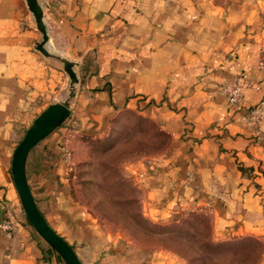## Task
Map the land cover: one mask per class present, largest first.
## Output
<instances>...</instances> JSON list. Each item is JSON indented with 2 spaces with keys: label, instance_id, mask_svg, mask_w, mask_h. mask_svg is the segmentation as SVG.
Returning <instances> with one entry per match:
<instances>
[{
  "label": "crops",
  "instance_id": "1",
  "mask_svg": "<svg viewBox=\"0 0 264 264\" xmlns=\"http://www.w3.org/2000/svg\"><path fill=\"white\" fill-rule=\"evenodd\" d=\"M49 55L25 0H0V264H65L24 219L11 174L15 145L32 120L68 92L58 57L75 63L68 116L28 152L31 193L83 264L118 256L111 237L73 194L75 151L127 111L167 135L140 162L139 196L158 220L205 211L212 233L253 237L264 264V0H39ZM243 73L237 103L220 85ZM264 111V104H263ZM69 152L67 154L66 152Z\"/></svg>",
  "mask_w": 264,
  "mask_h": 264
},
{
  "label": "rangeland",
  "instance_id": "2",
  "mask_svg": "<svg viewBox=\"0 0 264 264\" xmlns=\"http://www.w3.org/2000/svg\"><path fill=\"white\" fill-rule=\"evenodd\" d=\"M111 122L105 133L82 137L72 169L74 197L111 237L118 256L109 264H258L262 260L258 240L240 245L244 237L212 231V240L221 248L204 245L211 231L203 210L180 212L165 220L143 213L137 167L165 149L167 135L132 111L117 114Z\"/></svg>",
  "mask_w": 264,
  "mask_h": 264
},
{
  "label": "water",
  "instance_id": "3",
  "mask_svg": "<svg viewBox=\"0 0 264 264\" xmlns=\"http://www.w3.org/2000/svg\"><path fill=\"white\" fill-rule=\"evenodd\" d=\"M25 1L33 15L37 29L41 32V40L36 43V48L44 55H49L44 47V44L48 40V35L43 18V8L39 0ZM58 58L62 62L63 69L69 77L67 95L60 101L50 103L45 107L25 129L12 153L11 174L23 211L37 233L59 254L65 264H83L71 244L53 229L40 211L31 193L25 171L28 152L38 141L68 116L71 99L76 93L78 76L74 69L75 63L65 57Z\"/></svg>",
  "mask_w": 264,
  "mask_h": 264
},
{
  "label": "built area",
  "instance_id": "4",
  "mask_svg": "<svg viewBox=\"0 0 264 264\" xmlns=\"http://www.w3.org/2000/svg\"><path fill=\"white\" fill-rule=\"evenodd\" d=\"M259 65L264 67V58L259 61ZM250 85L249 79L243 74L237 75L231 81L224 82L220 85V91L226 96L230 103H237L242 98L243 89ZM264 101L261 100L259 103L251 106L248 110L249 121L257 123L264 120L263 111ZM69 154V152H66ZM12 222L9 219L0 221V230L9 235L12 232Z\"/></svg>",
  "mask_w": 264,
  "mask_h": 264
},
{
  "label": "trees",
  "instance_id": "5",
  "mask_svg": "<svg viewBox=\"0 0 264 264\" xmlns=\"http://www.w3.org/2000/svg\"><path fill=\"white\" fill-rule=\"evenodd\" d=\"M245 239H241V241H239L240 245H244V243L246 241H257V239L253 238V237H244ZM206 242V243H205ZM204 242V245H208V246H211L213 249H219L221 248V244L220 243H216L215 241L212 240V237H211V232H210V236L208 239H206V241Z\"/></svg>",
  "mask_w": 264,
  "mask_h": 264
}]
</instances>
